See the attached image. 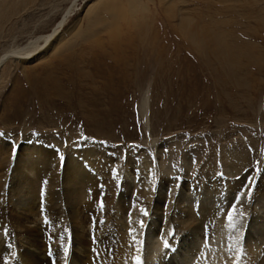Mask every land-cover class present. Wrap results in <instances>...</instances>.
I'll return each mask as SVG.
<instances>
[{
  "label": "rangeland",
  "instance_id": "obj_1",
  "mask_svg": "<svg viewBox=\"0 0 264 264\" xmlns=\"http://www.w3.org/2000/svg\"><path fill=\"white\" fill-rule=\"evenodd\" d=\"M71 2L0 0V56L50 33ZM75 5L49 47L30 61L9 57L0 65V225L11 224L22 237L15 244L19 264H49L54 244L42 228L48 221L56 240L63 228L72 232L70 264H92L85 233L92 219L99 238L147 233L157 228L148 208L157 187L167 188V179L186 189L203 173L192 188L217 193L220 216L228 218L222 245L233 253L250 218L228 209L241 200L238 194L264 191V0H77ZM65 151L78 154L70 163L104 170L99 177L86 174L84 183L94 186L90 194L70 201L58 168L60 161L66 168ZM47 162L51 167L43 169ZM31 173L32 196L24 177ZM217 178L231 180L218 190ZM112 179L115 187L102 189L101 182L108 186ZM141 182L149 190L141 189ZM126 183L130 191L148 195L144 209L141 202L117 213L118 188ZM74 200L83 210L77 217ZM170 223L161 232H168L166 239L173 232ZM57 245L55 264H63Z\"/></svg>",
  "mask_w": 264,
  "mask_h": 264
},
{
  "label": "bare ground",
  "instance_id": "obj_2",
  "mask_svg": "<svg viewBox=\"0 0 264 264\" xmlns=\"http://www.w3.org/2000/svg\"><path fill=\"white\" fill-rule=\"evenodd\" d=\"M76 1L77 0H72L71 6L65 11L64 15L62 16V19L57 23V25L51 30L50 33L37 37H31L27 39V41L22 46H18L2 54L0 56V65L1 63L4 62L6 58L9 57H14L21 61H30L38 53L44 51L47 47H49L52 41L55 39L60 28L63 26L66 18L74 11L76 7L75 5ZM67 141L70 142L69 139ZM65 145L68 146L67 144ZM66 149H68V147ZM55 153H57V155L59 156L58 152L55 151ZM107 154L111 155V152H107ZM65 155H68L65 164L66 168L62 170L64 163H62L61 161L59 162L60 166L58 167L59 171H62L63 173L60 179L62 180L61 188L63 194L66 196L65 200L70 201L72 198H76L78 196L83 195L85 192H87V190L89 191L87 192V194H90V189H92L94 186L92 187V185L89 184L90 182H88V184L84 183V178L86 177V174L88 176H90L91 174L93 176H98L100 175V171L103 169H100V167H97L91 163L89 164L86 163L87 165L85 164L83 166L79 165L78 161L70 163L68 159L70 157L76 158L78 155V154L76 155L75 152L71 153L70 151L67 152L65 151ZM36 158L37 157L35 156L32 157L34 161L37 160ZM41 167L45 169L47 167L48 168L51 167V165L47 162L44 163ZM203 174L197 177V179L192 180L193 182L189 183V186L191 187L186 189L180 187L182 186V183H180L179 181L174 182L173 180L169 181L167 179L164 181V183L168 186L167 188L163 187L162 183L160 184L161 185L160 187H157V191L155 192L156 195L154 194L155 198L152 199L153 197H151L149 199L150 202L148 201L149 206L147 205L148 208L150 207L152 208V213H154L153 218L155 219L153 220V222L157 224V228L155 229L154 227L150 228L149 230H147L148 231L147 233L144 232L145 234L144 233L136 234V232L131 231V234L128 236L126 233L122 234L121 233L122 231H120V234L118 233L119 235L116 237L110 236V238L109 237L105 238L104 236V238H102L103 236L102 235L101 238H99L96 235V231H95L96 225L94 220L92 219V222H90L88 229L85 232V233L88 232L87 235L89 241V250L92 254V259H90L91 263L92 264H155V263L156 264H254V263L257 264L259 262L258 264H264V191L255 188L256 190L252 191V195L249 194L250 191H247L246 193L245 192L240 193V195L238 194L239 191L237 192L238 194L237 199L239 200L241 199V200L237 202L234 206L229 207L228 212L230 213L235 212L234 216H242V214L246 213L248 214L250 220L248 223V228L246 230L245 228H243L244 231H241V234L239 236L240 238H238L239 240L235 241L236 243L238 242L240 243L232 247V249H234L235 251V252L233 251L234 254L231 253L232 251H230L231 254H227L226 252H224V247L222 245L223 242L222 237L225 236L224 229L226 228L225 225L227 224L226 220L228 218L224 220L226 216L224 218L220 216L221 206L217 205L215 201L217 199L216 198L217 193L215 194L212 192L209 193V191L202 192L205 187L196 190L192 188V186H195L197 185L198 182L202 181ZM109 175H112L114 176L113 178H116L115 177L116 174L113 173V171ZM31 176L32 173L24 176L26 177L25 186L29 187V189L32 190L30 192V196H32L31 194L33 193V188L35 187V185L32 183L30 179ZM161 177L162 176L158 178V181L161 179ZM95 179L96 177L94 178V180ZM90 180L92 182V179ZM226 180H231V179H224V182H221L217 178L218 181L217 185L213 183L214 184L213 187L219 190L220 188H222V185L225 184ZM102 182L101 184L104 185L102 189L105 190L107 187H110L112 185L115 187L116 179H112L111 185L109 184L108 186L106 183L104 184ZM120 183L123 184L122 181ZM126 184L121 188V190L120 188H118V192L120 191L118 194L120 195L118 197L117 204L115 207L117 209V213L121 212L125 214L126 213L125 210L127 209L125 208V206L133 204V207L136 208L138 207V205H140L139 203L141 202L142 203L140 206L142 207H140V209H144L143 206L145 205L144 203L148 200L147 199L148 195L146 196L145 194L139 192L138 191L139 189L130 191L131 190L130 186ZM205 185H207V183ZM139 187L141 189L149 190L148 188H144L142 186V182ZM223 188L225 187L223 186ZM40 190H41L40 197L42 199L40 203L42 208L40 210L42 211L43 214L45 213V209H46L45 208L46 204L43 201L44 190H45L44 184L41 186ZM218 190L215 191L218 192ZM25 196L29 197V195H25ZM249 196L252 197L251 200L247 202V198ZM74 202L77 203V205H75L77 206V208H75L72 215L75 214V217H77L76 213L81 215V212L83 210L80 206H78L80 205L79 202H76V200H74ZM238 212L240 213L236 214ZM144 213L145 212L142 213V216L144 215ZM60 214L62 218L64 216L66 217L65 207L63 205L60 208ZM221 218L223 220H221ZM63 219H64L63 224L66 225L67 228L69 229L70 227L68 221L65 218ZM168 220H170L171 223ZM220 220L223 222L220 223ZM103 221L104 220H102V223H104ZM148 221H150V218H148ZM142 223L143 222L136 223L135 226L137 227ZM167 223H170V225L173 228V232L168 239L165 238L166 237L165 235H167L168 233L167 231H165L167 232L165 235H161V232L165 228ZM217 224H219L218 227H216ZM46 225L48 229L46 228ZM91 225L92 227H90ZM17 228L21 230L22 226L19 224ZM42 228L45 231V238H48V241H53L51 243L54 244L53 253L49 257H46L49 261V264L56 263L57 247H55V244L57 245V243L60 252L63 251V264H70L72 232L69 230V233H66L65 228H63L62 232L57 234L59 235L60 239L56 240L54 235H51V231L53 227L50 221H48L46 224H43ZM5 230H7L6 233H4ZM145 230L146 228L143 231ZM15 232L16 229L11 224L3 223L2 225H0V264L20 263L19 261V259L21 260V257L19 255L20 249H18L15 246V244L16 243L19 244L17 240L20 239L19 241H21L22 237L17 235ZM214 233L215 235L217 234V237H215ZM237 236L235 237L237 238ZM161 239L165 240L166 242L162 241ZM68 241H69V254H67L68 252L65 254L66 243ZM164 242L167 243L168 246L163 249V247L161 246H163L162 243ZM241 243H244V245L241 246L242 245ZM21 247L26 248L23 245H21ZM238 252L239 254H241V256L239 255L240 257L238 256L239 257L238 259H240L239 261L235 257ZM13 253H15V255H13ZM101 255L103 261H101ZM259 256L261 257V260L257 262ZM236 259L238 262L236 261Z\"/></svg>",
  "mask_w": 264,
  "mask_h": 264
},
{
  "label": "snow or ice",
  "instance_id": "obj_3",
  "mask_svg": "<svg viewBox=\"0 0 264 264\" xmlns=\"http://www.w3.org/2000/svg\"><path fill=\"white\" fill-rule=\"evenodd\" d=\"M232 218L231 217H229V220H231ZM168 245H167V243H165V247H167Z\"/></svg>",
  "mask_w": 264,
  "mask_h": 264
}]
</instances>
